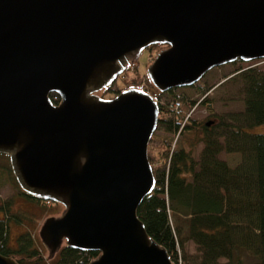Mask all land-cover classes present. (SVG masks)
<instances>
[{"label": "water", "instance_id": "water-1", "mask_svg": "<svg viewBox=\"0 0 264 264\" xmlns=\"http://www.w3.org/2000/svg\"><path fill=\"white\" fill-rule=\"evenodd\" d=\"M158 43L159 91L263 58L264 0H0V152L23 191L63 205L38 231L47 259L65 244L97 251L86 264H177L137 214L156 183L158 101L98 94Z\"/></svg>", "mask_w": 264, "mask_h": 264}, {"label": "trees", "instance_id": "trees-1", "mask_svg": "<svg viewBox=\"0 0 264 264\" xmlns=\"http://www.w3.org/2000/svg\"><path fill=\"white\" fill-rule=\"evenodd\" d=\"M237 61L242 60L231 63ZM143 76L146 73L139 79L123 80L118 89L141 86ZM230 77L241 81L244 106L230 113L228 120L183 117V108L190 107L194 100L176 93L178 87L165 91L173 97L169 104L158 100L156 131H178L180 146L165 150L171 138L153 143L155 136L151 137L148 157L156 183L139 204L137 214L147 232L167 248L176 262L179 247L183 248L189 239L201 252L198 264H242L250 256L252 264H264V132L245 129L264 122V70L255 65L237 66ZM189 86L202 94L210 89L203 77ZM109 93L107 87L101 95H114ZM50 96L58 102L57 93ZM177 101L179 110L174 107ZM201 102L213 113L207 93ZM200 142L203 146L199 158H195L192 150ZM222 150L240 152L241 161L229 166L219 157ZM8 173L14 178L13 173ZM6 225L7 219L0 218V253L16 256L19 264H86L98 253L63 245L52 259L46 260L28 232L19 236L16 248L8 246Z\"/></svg>", "mask_w": 264, "mask_h": 264}, {"label": "rangeland", "instance_id": "rangeland-1", "mask_svg": "<svg viewBox=\"0 0 264 264\" xmlns=\"http://www.w3.org/2000/svg\"><path fill=\"white\" fill-rule=\"evenodd\" d=\"M165 46V44H156L155 46L144 48L138 58L131 63L132 65H129L130 68L127 70V73L119 75V77L108 86L110 92L108 95H115L122 89L127 88L124 87L118 89L121 84L124 83L123 80H129L131 78L139 79L141 75L146 73V77L143 76L142 78V85L138 87H145L144 89L151 95L155 96L159 101L166 105L169 104L173 98L172 95L165 91H159L147 75V66L152 62L156 53ZM247 65H255L264 70V57L251 61L225 63L210 68L203 75L204 81L210 86V89L206 93L213 110V113L211 114L206 105L201 102V99L206 93H200L193 86H181L176 88V93H184L189 100H194L190 107L183 108L181 115L183 117L189 116V118L192 119H207L208 116H211L213 120L218 122L220 119L228 120L230 113L242 110L244 103L242 100V92L240 90L241 81L230 76L235 73V68L237 66ZM147 77L148 82L146 80ZM103 91L104 89L99 90L98 94L101 95ZM245 129L250 132H264V122L246 127ZM155 131L152 135L155 136L152 140L153 143L159 142L163 137H169L171 140L167 145L165 144V150L169 149L171 151L180 146L178 131L176 133L164 132L161 129L157 130L156 133ZM220 139L223 140V137L221 136ZM202 146L203 144L200 142L193 148L192 154L195 158H199ZM219 157L224 159L231 167L236 166L241 161V153L238 151L227 152L222 150L219 153ZM9 171L13 173L10 167L9 158L8 156L6 157L5 153L0 152V203L1 201L6 202L11 199L12 210H19V214L22 217V221H20L19 225H13L16 223L10 221L9 225L11 226L8 230V243L12 246H16V239L20 231L28 230L33 234L36 243L35 245L39 248L43 258L46 259L48 252L40 241L38 230L47 216L59 215L63 209V205L53 200L50 203H46L45 199L32 201L22 194H18V196L21 197L19 198L16 194L20 192L19 190L21 187L16 179H14V174H12L14 176V178H12L8 173ZM1 212L2 211H0V216L4 217V214ZM8 214H10V212H8ZM200 257L201 252L197 248V245L192 240L188 239L185 241L183 248L179 247L177 252L178 261H174L177 264H198ZM220 260L224 261L225 259L221 258ZM252 261L253 259L250 256V258H246L242 264H252Z\"/></svg>", "mask_w": 264, "mask_h": 264}, {"label": "flooded vegetation", "instance_id": "flooded-vegetation-1", "mask_svg": "<svg viewBox=\"0 0 264 264\" xmlns=\"http://www.w3.org/2000/svg\"><path fill=\"white\" fill-rule=\"evenodd\" d=\"M156 44H154V45H152V46H155ZM152 46H150V47H152ZM107 97V96H106ZM20 192H18L17 194H16V196H18V194H22L23 196H26L28 199H30V200H34V201H36V199H35V197H37V196H34V195H32V194H29V193H27V192H25V191H23L22 189H20L19 190ZM19 197V196H18ZM19 198H21V197H19ZM7 202H9V204H7ZM12 203H11V199L10 200H7L6 202H4V201H1V203H0V211H2L1 213H3L4 214V218H6L7 219V229L9 230V227L11 226V225H9V223H10V221H12V222H14V223H16V224H13V225H19V223H20V221H22V217H21V215L19 214V210H12ZM8 212H10V214H8ZM3 216H0V218H2ZM40 229V228H39ZM39 231V230H38ZM26 232H28L29 234H30V236L32 237V242H33V244H34V246H36L35 244V239H34V236H33V234L32 233H30L28 230H24V231H20V233L18 234V236H17V239H16V246H12V245H10L9 243H8V241H7V245L8 246H11V247H13V248H16L17 246H18V239H19V236L20 235H22V234H24V233H26ZM38 235H39V233H38ZM9 236V235H8ZM39 238H40V236H39ZM41 241V240H40ZM63 246V245H62ZM61 246V247H62ZM37 247V246H36ZM60 250V249H59ZM48 252V251H47ZM59 252V251H58ZM12 254H14V253H12ZM57 254V253H56ZM55 254V255H56ZM15 255V254H14ZM54 255V256H55ZM10 256H13V255H10ZM14 257V256H13ZM16 257V256H15ZM18 259V258H17ZM46 259H47V257H46ZM50 259H52V258H50ZM49 260V259H48Z\"/></svg>", "mask_w": 264, "mask_h": 264}, {"label": "built area", "instance_id": "built-area-1", "mask_svg": "<svg viewBox=\"0 0 264 264\" xmlns=\"http://www.w3.org/2000/svg\"><path fill=\"white\" fill-rule=\"evenodd\" d=\"M179 105H180V103L177 101V102H175V105H174V107L176 108V109H178L179 110ZM186 118V117H185Z\"/></svg>", "mask_w": 264, "mask_h": 264}]
</instances>
